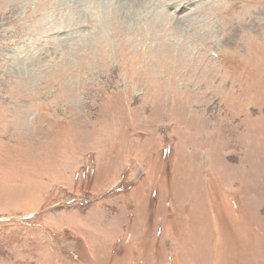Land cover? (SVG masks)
Masks as SVG:
<instances>
[{
  "label": "rangeland",
  "instance_id": "374dc122",
  "mask_svg": "<svg viewBox=\"0 0 264 264\" xmlns=\"http://www.w3.org/2000/svg\"><path fill=\"white\" fill-rule=\"evenodd\" d=\"M42 1L37 20L0 0V264H264V0L167 9L217 30L199 74L192 49L134 61L143 21L86 33L89 12L53 10L48 30Z\"/></svg>",
  "mask_w": 264,
  "mask_h": 264
},
{
  "label": "bare ground",
  "instance_id": "6f19581e",
  "mask_svg": "<svg viewBox=\"0 0 264 264\" xmlns=\"http://www.w3.org/2000/svg\"><path fill=\"white\" fill-rule=\"evenodd\" d=\"M105 1L104 0H59V3L53 5L51 8V12L49 13L51 24L46 27L48 30L50 29L56 30L58 29L59 26H62L61 22L63 21V19L57 20V16L54 15L53 10L60 11V12L69 11V10H73V11L83 10V11L89 12L90 16L87 17L86 20L79 27V28H83V27H88L87 25H90V29L85 30L86 33L94 32L97 28L100 27L103 21H110V22L117 21L123 25L127 23L124 18L131 20L132 24L133 22L143 21L139 25V27L136 28V36L132 34L133 45H136L137 42H141L139 52L138 50L136 53L132 52L131 50H128L129 43L126 42L124 39H119L117 47L121 48L122 50L120 52L121 58L125 56L126 51H127L126 53L131 51L130 54H131V57H133L134 61H135L136 56L142 55L143 59H146V62H147L146 67L149 66L150 62H152L159 67L161 66L163 69L164 68V57L167 54H173L175 57L179 54H183L186 57L189 52V49H192L195 51V55L197 57L198 74L199 72L202 71L201 69L202 65H205V69L203 71H207V72H209V70L211 69L213 65L222 66V64H213L212 63L213 60H210L208 58L209 50L214 53L218 51V47L216 48V50H214L216 46L215 42L218 41V38L215 35L211 34L213 32L217 33V30L214 29L212 22H209V23L206 22L207 24H205L204 23L205 20H202L200 17H195V15L192 19L191 16L196 13H190L188 15L178 17L180 19H177V15L171 14L170 12L168 13L167 9L171 7V5H174V4L177 5L176 2H178V0H105ZM217 1L218 3L216 4L215 2H212V1L208 2L206 4V9H209V10L212 8L215 9V6L217 5V8H219V11L222 14L226 15L230 11L239 12L240 9L243 8L242 2L244 0H217ZM247 1L254 3V5H258L261 0H247ZM112 2H114L116 6H112ZM178 6L180 8L179 10H181L184 7V4L178 5ZM27 7L29 8L27 9ZM44 10H46V8L42 0H25V12L26 13L28 12L27 15L37 14L38 16L37 20H39ZM135 14H137V16H135ZM142 14L144 15L141 18ZM197 15H198V12H197ZM120 16H123L124 18ZM199 19H201V21ZM152 23H156L158 26V28H156L154 32H152L149 28H147ZM73 24L74 23L72 22V25ZM209 24H212V26H210ZM117 29H120L119 26L115 28V31ZM142 30L143 32L145 30L147 35L145 33L144 36H141L140 34ZM233 30H235V27ZM242 31H243V27L241 28V33ZM81 32L84 33L83 31ZM202 37H204V40H201V42L198 44L200 49L196 51L194 49V40L196 38L201 39ZM4 39L6 38L4 37L3 40ZM139 39H142V41H138ZM143 41L146 43L142 46ZM205 42H208V43L206 44ZM180 44L182 45L181 50L179 47ZM225 48L228 49L227 47ZM68 49L69 47H66L64 45L65 52ZM54 51H56V49H54ZM111 51H112L111 45L109 42L108 44L107 43L103 44V46L99 48V53H97L96 55L97 56L103 55V60L101 61V64H110L109 59L112 58ZM135 54L137 55L135 56ZM60 56H62V54ZM200 56L202 57L200 58ZM18 58H19V61L17 60ZM39 58L40 59L42 58L43 62H45L44 61L45 59L48 61V63L53 62L52 60L53 55L49 56L48 52L46 53L38 52V54L35 55V53L32 54L31 51H23L22 56L18 55L15 57H11L10 60L16 63H20V61H24V60L29 61V62H35L39 60ZM178 62L179 60L176 57V64ZM220 62H222V60ZM224 65H227V64H224ZM132 93L133 92L130 91L129 95H131Z\"/></svg>",
  "mask_w": 264,
  "mask_h": 264
}]
</instances>
